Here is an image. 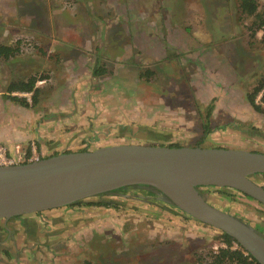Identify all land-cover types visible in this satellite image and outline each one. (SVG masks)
<instances>
[{"label":"rangeland","instance_id":"374dc122","mask_svg":"<svg viewBox=\"0 0 264 264\" xmlns=\"http://www.w3.org/2000/svg\"><path fill=\"white\" fill-rule=\"evenodd\" d=\"M249 22L237 0H0V44L20 48L11 60L0 59V84L16 75L39 78L34 110L55 112L51 129L59 136L35 141L43 158L123 144L264 153V115L245 98L264 73V41L261 31L249 39ZM34 61L40 66L24 77L16 73ZM98 70L101 76L94 75ZM210 103L212 132L204 137ZM3 104L0 111L9 112ZM118 126L132 129L117 132ZM152 131L161 140H150ZM254 180L264 187V175ZM138 195L100 198L118 209L74 206L24 215L16 237L26 240L43 222L49 237L28 236L31 245L24 244L41 264H199L220 246L218 230ZM206 196L264 231L259 203L230 189ZM19 245L22 250L23 240Z\"/></svg>","mask_w":264,"mask_h":264},{"label":"water","instance_id":"95a60500","mask_svg":"<svg viewBox=\"0 0 264 264\" xmlns=\"http://www.w3.org/2000/svg\"><path fill=\"white\" fill-rule=\"evenodd\" d=\"M264 153L242 149L123 144L63 152L0 167V220L99 201L120 190L150 193L185 216L232 238L264 264V234L207 202L201 187L237 191L264 207ZM123 196V195H122Z\"/></svg>","mask_w":264,"mask_h":264},{"label":"trees","instance_id":"16d2710c","mask_svg":"<svg viewBox=\"0 0 264 264\" xmlns=\"http://www.w3.org/2000/svg\"><path fill=\"white\" fill-rule=\"evenodd\" d=\"M238 3V9L242 16V18H250V22L248 24L247 31L249 33V39H255V35L257 32H262V39L264 41V6L259 7L256 0H237ZM20 51L19 44H15L14 46H8V45H2L0 44V58L3 60H9L14 58ZM104 72V71H103ZM102 70H98L94 72L95 76H101L103 74ZM147 76H150V72H146ZM40 81L39 78L36 76H30L25 81L21 80L19 82H12L8 85L6 94H4L2 97L10 100L11 102H14L24 108H32L38 104L39 101V88L36 87V83ZM13 93H30L29 100L25 97H20L17 95H13ZM260 95L259 102H256V98ZM246 101L251 107V109L258 113L264 115V73L262 74L261 78L258 80L256 85L246 94ZM213 111V105L210 103L207 106V111L204 117V122L202 124V135L206 137L209 135L212 130L210 127V117L211 113ZM131 127L128 126H118L116 127L117 132L118 131H124L127 130L128 132L131 130ZM156 134L155 131H152ZM153 134L151 136L150 140L157 141L158 139L161 140V138H158V134ZM157 136V137H156ZM118 137H125L120 136ZM134 137L135 136H127V138ZM136 138H138L136 136ZM139 139H145L146 137L143 136ZM149 139V138H148ZM163 139V138H162ZM164 146V145H160ZM168 147H180L177 144H169ZM199 146V144L195 145ZM81 151H86L85 149ZM68 153V152H66ZM57 154H53L51 156H55ZM49 156V157H51ZM47 158V157H46ZM140 193L141 196H149L151 195L148 192L143 191H136L132 189H123L119 191V194L116 196H126L128 193L131 192ZM236 193H239L237 191H234ZM241 194V193H239ZM243 195V194H241ZM245 196V195H243ZM246 197V196H245ZM142 198V197H141ZM247 199H250L246 197ZM100 199V198H99ZM74 206H87V207H94V206H101L104 208H112V209H118L120 207V204L114 201H106V200H99V201H88V202H79L76 204H73L71 206L67 207H74ZM260 232H263V229L261 227H254ZM219 243L223 244L224 247H217L216 250L210 251L206 257H201L199 259V264H259L257 263L250 255H248L239 245L238 250L231 249L232 243L235 242L232 238H230L225 233L220 232L218 236ZM246 253V254H245ZM207 259V260H206Z\"/></svg>","mask_w":264,"mask_h":264},{"label":"crops","instance_id":"0c3cea01","mask_svg":"<svg viewBox=\"0 0 264 264\" xmlns=\"http://www.w3.org/2000/svg\"><path fill=\"white\" fill-rule=\"evenodd\" d=\"M9 60H5V61H9ZM37 66H40V63L34 61L31 64V66L23 65L22 68L17 67L15 71L17 74H20L22 75V77H24L25 75L23 74L27 72L29 68L31 67L37 68ZM10 67H14L13 64ZM10 67L8 65L5 66L6 70H9ZM30 76H34V75L29 74L27 78H29ZM17 77L18 76L16 75L14 76L13 79H9L10 82L7 81L6 83H4L7 85L2 86L0 84V104L4 106L3 103L6 102L7 105L6 107L10 109L9 112H5L4 110L0 111V145H4L6 148H8L10 151L13 152L17 147L22 149L25 148L27 144L31 141H36L37 144L38 143L45 144L46 142L51 141L53 139L55 142H58L59 136L57 137L58 135L57 130L53 131V129H51L52 127L51 125H53L52 117H54L53 115L55 114H50V113H55L53 112V110L47 109V111H43V112H40L39 110L35 111L34 107L24 108L2 97L4 94H6L7 87L10 83L21 81L19 80L20 78ZM16 78L19 81H16L17 80ZM26 79H24L23 81H25ZM1 81L2 82L4 81V77L0 75V82ZM36 87H38L37 84ZM43 113H46V115ZM9 225L11 228L10 237L13 241L12 242L13 244L7 248L10 250V253L8 254L6 252H3L4 250H6L4 248L5 245L7 244L3 245V248L1 246L0 264H13V263L41 264L39 261L40 258L37 257L36 255H32V253L30 252V249L32 247L28 246L29 244L31 245V243L27 242L29 239L28 236L26 237V240L22 239L23 240L22 250H20L19 248L20 246L19 243L22 242V240H19L18 237H16V235L14 234L16 231L15 228L16 226L18 228H22L21 220L13 221ZM25 243L28 245H24ZM27 248H29V250H27ZM11 250L13 252V255L11 253Z\"/></svg>","mask_w":264,"mask_h":264},{"label":"built area","instance_id":"2783aa9c","mask_svg":"<svg viewBox=\"0 0 264 264\" xmlns=\"http://www.w3.org/2000/svg\"><path fill=\"white\" fill-rule=\"evenodd\" d=\"M13 95L25 97L28 100L30 98V93H13ZM41 159H43V157L40 156L38 146L35 141L29 142L25 149L17 147L13 152L4 145H0V167L28 164L38 162ZM220 246L224 247L223 244H220ZM231 249L238 250L240 248L236 242H233Z\"/></svg>","mask_w":264,"mask_h":264},{"label":"flooded vegetation","instance_id":"af4514ba","mask_svg":"<svg viewBox=\"0 0 264 264\" xmlns=\"http://www.w3.org/2000/svg\"><path fill=\"white\" fill-rule=\"evenodd\" d=\"M168 147V146H167ZM193 147H200V146H193ZM226 149V148H225ZM252 180L255 182V183H257L255 180H254V178H252ZM258 184V183H257ZM258 185H260V184H258ZM226 189V188H216V187H201L200 188V191H201V193L202 194H206V193H208V192H210V190L211 189ZM137 195V194H136ZM138 196H140V197H142V198H145V196H141V195H138ZM150 196V199H151V201H149V202H155V201H158V200H156L155 199V197H153L152 195H149ZM250 200H252V199H250ZM152 202V203H153ZM207 202L209 203V204H211V205H213L210 201H209V198L207 197ZM214 206V205H213ZM214 207H216V206H214ZM217 208V207H216ZM219 209V208H218ZM222 211V210H221ZM181 212V211H180ZM224 212V211H223ZM182 213V212H181ZM35 214V213H34ZM37 215H39L40 213H36ZM17 220H20V219H17ZM16 219H12V220H8V221H6V222H4L3 220H0V248H1V246H2V248H3V245H5V244H7V245H5V248L4 249H6V250H4L3 252H6L7 254L8 253H10V250L9 249H7L9 246H11L13 243V241H12V239H11V228H10V223L12 222V221H17ZM21 222H22V220H21ZM35 221H32V223H34ZM41 224H42V226H41ZM43 222H37V224L36 225H34L33 226V230L34 231H32V233L31 234H29L28 236H31V238H33L32 237V235H34L35 236V240L36 241H38V239H42V241H44L45 239H47L48 237H49V235H50V233L49 232H47V228H45V227H43ZM23 228V227H22ZM22 231H24V229H22ZM29 233V232H28ZM263 234H264V231L262 232ZM14 235H17V233H15ZM36 244H38V243H36ZM27 250H29V248H27ZM2 252V251H1ZM30 252L32 253V255H35L36 254V250L34 249V248H31L30 249ZM11 253H13L12 252V250H11Z\"/></svg>","mask_w":264,"mask_h":264}]
</instances>
